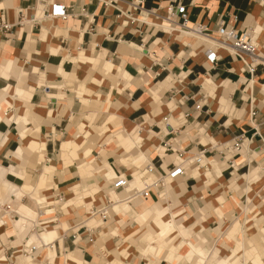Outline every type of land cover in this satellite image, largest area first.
<instances>
[{"label": "crops", "instance_id": "crops-1", "mask_svg": "<svg viewBox=\"0 0 264 264\" xmlns=\"http://www.w3.org/2000/svg\"><path fill=\"white\" fill-rule=\"evenodd\" d=\"M127 1L0 0V17L12 24L9 32L0 33V204L17 200L19 215L4 226L0 223V236L13 234V243L17 244L54 242V250L49 253L53 264H264V222L260 248L238 246L229 252L230 259L226 254L219 257L218 239L211 249L204 245L207 251L202 247L206 238L194 233L208 210L220 219L219 224L231 205L241 210L232 212L234 217L245 216L247 210L256 213L255 208L264 216V183L259 187L255 184L264 178L262 71L249 81L248 74L242 72V62L224 47L213 48L219 59L210 63L203 51L211 48V42L179 32L157 18L126 22L123 13L128 9ZM43 2L64 5L65 17L42 15ZM180 2L191 23L205 24L214 35L218 17L225 16L239 31H251L264 50V0ZM174 4V0H143L141 8L163 15L166 7ZM17 11L22 12L21 25L16 24ZM233 16L237 18L234 22ZM157 75L162 79L157 81ZM112 79L114 86L110 84ZM88 90L96 93V101L102 99L95 106L106 113L98 127L96 145L88 144L94 134L87 118L78 121L77 130L76 124H71V118L78 117L89 101ZM200 101L199 124L190 120L183 124L180 116ZM254 107L258 109L251 116ZM165 116L174 126L171 133L164 128ZM88 118L92 120V113ZM192 125L197 133L193 139L188 138V143L177 144V149L195 153L204 146L210 166L195 170L188 167L186 175L166 176L164 196L159 199L153 191L145 200L123 201L131 188L139 189L144 182L152 181L153 172L163 175L176 165L172 162H181L176 154L165 153L171 149L162 145L166 141L178 143L176 137ZM151 135L155 139L149 141ZM240 136L246 138L242 150L229 156L231 149L223 150L222 144ZM94 148L99 154L103 150L105 153L99 155ZM229 157L234 168L226 162ZM27 164L35 166L29 168ZM148 164L153 165V172L146 171ZM119 166L126 168L121 176H131L128 191L108 186L118 175ZM27 168L31 173L42 168L39 177L30 174L36 182L30 180ZM242 170L246 171L240 173ZM52 173L55 188L46 184ZM212 183L215 186H210ZM81 184L90 185V189H80ZM221 185H232L233 191L236 187L240 191L234 197L229 195L230 190H224L230 196L225 205L222 201L226 198L219 190L209 193ZM43 189L52 190L45 193ZM55 191L64 194L63 201L54 200ZM24 196L42 211L23 203ZM173 196L174 203L168 204ZM91 200L112 201L110 214L116 225L103 224L91 212L82 217ZM198 201L205 207H198ZM210 201L217 205L211 206ZM55 204L63 214L55 219L57 225L50 226L54 219H47L55 213L51 207ZM76 217L78 223H72ZM222 219L225 223V216ZM128 220L136 225L123 229L120 222L128 226ZM250 220L245 217L243 223ZM32 222L41 230H35ZM99 223L104 230H98ZM238 225L234 221L228 228V240H234ZM163 229L167 232L162 233ZM204 230L208 226L200 232ZM98 239L99 245L95 241ZM5 245L0 264H35L25 255L7 262L10 241ZM239 251L242 253L237 256ZM39 257L41 264L47 263L43 252ZM136 257L145 261L141 263Z\"/></svg>", "mask_w": 264, "mask_h": 264}, {"label": "built area", "instance_id": "built-area-1", "mask_svg": "<svg viewBox=\"0 0 264 264\" xmlns=\"http://www.w3.org/2000/svg\"><path fill=\"white\" fill-rule=\"evenodd\" d=\"M143 0H128L127 5L128 9L123 13L124 17L126 18V22L133 23L136 22L137 17H143L144 16H154L157 18V11L155 10H147L143 11L141 8V3ZM174 6H168L165 9V13L163 15L159 14V19L163 24H166L168 26H171L172 28H175L183 33L187 34H195L197 36L202 37L203 39H214L216 40V44L209 45L211 48H205L203 51L204 56L206 57L207 61L210 63H214L219 59V56L216 55V51H214L213 48L218 49L220 46L227 47L230 51L228 52L229 55L234 56L238 60L242 62V72L247 73V77L249 78V81H253L256 73L258 70L262 71L264 75V50H259L258 46H256L252 42V38L250 36V32L248 30H242L239 31L237 28H235L231 23H228L225 19V16H219L216 22V30L215 34L213 35L212 32L208 29V27L205 24H202L200 22H193L191 23L187 16V11L185 8V5H183L180 0H174ZM49 7V8H48ZM42 15L47 14L51 17H65L66 9L64 8V5L57 4V3H51L46 4V2H43L42 4ZM229 16V15H228ZM22 12L17 11V20L16 24L21 25L22 24ZM178 18V19H177ZM236 16L232 17V21H236ZM143 21V20H142ZM12 28V24L7 22L3 17H0V33L2 32H9V30ZM264 84V79H263ZM182 103V101H180ZM202 101L197 102L193 105L192 110L185 112L180 116L181 119H183L182 123L185 124L190 120L193 124H199L196 120L199 116L201 110H202ZM255 115V111L251 110V116ZM162 122L164 123V128L166 129V132H172L174 130V126H172L169 123V117L165 116L163 117ZM246 140V138H243L240 136L239 139L233 140L230 143H223L222 147L223 150L228 151V149H231L232 152L239 153L242 150L243 143ZM165 147L167 149H171L172 152L179 153L178 155L182 157V162H179L176 164L172 169H170L167 172H164V175H160L158 177H155L150 182H144L142 187L137 188H131L129 191V180L131 179V176H121V174H118L115 176L111 181V187L114 188L117 191H128L127 195L124 197L123 201H126L127 203H132L135 199H147L148 196L154 191L156 192V198L159 199L164 196L163 189H164V178L166 176H170L171 178H174L178 175H186V171L188 167H197V168H205L207 167V150L204 146H202L201 149L196 151L195 153H192L188 156L182 154L180 150L177 148H172L171 143L166 141L164 142ZM226 154H224L225 157ZM226 162L228 163V166L231 168H234V163L231 161L230 157L227 158ZM146 171L153 172L154 168L153 165L148 164ZM25 197V196H24ZM23 197V198H24ZM56 199L55 201H63L64 196L59 194V192L56 193ZM111 204L112 201L107 200L106 203L100 204L99 206H95L91 209V215L97 216L98 219L101 222H109L110 221V212H111ZM59 205V204H55ZM60 207V205H59ZM36 210L42 211V209ZM61 209V207H60ZM62 210V209H61ZM54 215L53 219L54 221L50 223H54L55 219H57ZM15 219H18V212L16 209L11 207V203H1L0 204V223L1 225H6L7 222H11ZM48 223V224H50ZM33 228L38 229V226H33ZM79 229V228H78ZM77 229V231H78ZM84 229L90 231L91 229H88V227H84ZM68 230L62 231L60 239L62 240ZM72 241L75 243L77 241V237L75 234ZM91 240V238H90ZM44 247L53 248V243L43 244ZM9 249L13 248L12 246L8 247ZM19 252L22 255H25L27 258H29L30 261L35 262V264H41L39 261V246L35 243L27 244L22 243L21 247L19 248ZM5 255V254H4ZM6 257V256H5ZM9 258H11V255H9ZM8 257H6V261L9 262ZM46 264H53V261H50L47 258ZM1 262V261H0Z\"/></svg>", "mask_w": 264, "mask_h": 264}, {"label": "rangeland", "instance_id": "rangeland-1", "mask_svg": "<svg viewBox=\"0 0 264 264\" xmlns=\"http://www.w3.org/2000/svg\"><path fill=\"white\" fill-rule=\"evenodd\" d=\"M179 31V30H178ZM179 32H181V31H179ZM183 33V32H182ZM194 38V37H193ZM199 38V36H197V39ZM188 42H190V41H193V40H187ZM181 42H183V41H181ZM162 77L163 76H159V75H157V81H159V80H161L162 79ZM176 78H175V82H174V84H171L172 86L173 85H175V83H176ZM111 86H114V84H115V79H112L111 80ZM170 85V86H171ZM169 86V87H170ZM169 87H167V88H165L163 91H162V93L166 90V89H168ZM88 91H90V92H88L87 94H86V96H88V99H89V101L88 102H86V103H84V105H83V112L78 116V117H76V118H74V117H72L71 118V124H72V126H73V124H74V126H75V124H76V130H77V125H78V121H81V120H85L86 118H87V122L89 123V130L94 134V136H93V142H89L88 144H97V140H95L96 138V134H97V132H98V127L102 124V122L104 121V119H105V117H106V113H104V112H101V110H99V108L98 107H96L95 105H96V103H101V101H102V99H99V101H96V99H95V97H96V93L95 92H92L91 90H88ZM161 93V94H162ZM161 97V96H160ZM91 98V99H90ZM166 101V99H163L162 98V102H165ZM236 107L238 108L239 106H237L236 105ZM257 109L258 108H256V107H254L253 108V110L254 111H257ZM92 113V120H90L89 118H88V116L90 115ZM258 116V115H257ZM85 118V119H84ZM74 120H76V122L74 121ZM181 120H183V119H181ZM179 123V122H178ZM197 132H196V128H194V125H192V126H189V127H187L186 128V131H185V133H183V134H181L180 136H178V137H176L177 138V140H179L178 141V143H173V144H171V147L172 148H177V144H179V143H181V144H186V143H188L189 141H188V138H192V135L193 134H196ZM187 134V135H186ZM154 135H151V136H148L149 138H147V139H149V141L150 140H152V139H155V137H153ZM100 138H102V137H99V141H100ZM193 139V138H192ZM176 141V139L175 140H173V142H175ZM164 148H166L165 147V145H162ZM184 148V147H183ZM94 149H96V148H94ZM185 149V148H184ZM97 150V149H96ZM97 153H98V150H97ZM105 153V151L103 150V151H101L100 152V154L99 155H103ZM165 153H171V154H176L177 156H179L178 154L179 153H177V152H172V150H170V151H166ZM191 153H193V152H187V151H184L182 154H184V155H186V156H188V155H190ZM235 152H229V153H227L229 156L230 155H232V154H234ZM263 154H264V152H263ZM95 156H96V154H95ZM96 157H98V156H96ZM181 157V156H180ZM182 158V157H181ZM109 161L110 162H113V159L112 158H110L109 159ZM42 166L44 165V163H43V161H42ZM172 164H178V163H174V162H172ZM27 166L29 167V168H33V166H35V165H32V164H27ZM119 168H120V171H117V173L118 174H120V173H124L125 171H126V168L125 167H123V166H119ZM192 169H196L197 167H191ZM170 169H167V171H169ZM29 175L30 174H37L38 175V177L42 174V168H41V170L37 173H35V172H30L29 170H28V168L25 170ZM246 170H242L240 173H244ZM154 174H155V177H158V176H160V175H157V172H153ZM53 174L54 173H52V174H50V175H48V177H47V179H48V182L46 183L47 184V186L48 187H50V188H55V185H54V183H53V181H52V176H53ZM37 175H36V177H37ZM164 175V174H163ZM152 176V175H151ZM38 177H37V179H38ZM153 177V179H155V177L154 176H152ZM202 177H204V176H202ZM207 177H210L211 178V176H207ZM206 179V178H205ZM30 180L31 181H33V182H36V180H33L32 179V177H31V175H30ZM100 181L102 182V179H100ZM214 181V180H213ZM218 180H216V182H217ZM211 182V181H210ZM219 182H221L220 180L218 181V183ZM264 183V178L262 179H260V180H258V181H256L255 182V184L257 185V187H259V186H262V184ZM74 184V183H73ZM73 184L72 185H70L69 186V188H72L73 187ZM109 187H111V183L108 185ZM210 186H215V183H212V184H210ZM232 186V185H231ZM231 186L230 187H227V186H219L218 188H216V189H212L211 191H209V193H211L212 191H218L219 190V192L222 194V195H224V197L226 198L224 201H222V205H225V204H227V203H229L228 201H229V197L230 196H234L235 197V195H237V194H239L238 192H240V191H237L238 190V188L236 187V190L235 191H233L232 189H231ZM224 187V188H223ZM256 187V188H257ZM80 189H90V185H88V184H81L80 185ZM52 190V189H51ZM50 189L49 190H42V191H44L45 193H49L50 191H51ZM224 190H230L228 193H229V195L230 196H226L227 194H226V192L224 191ZM58 191V190H57ZM57 191H55V193H53L54 194V200L56 199V193H57ZM232 191V192H231ZM59 194H61L62 196H64V194L63 193H60L59 192ZM262 195V194H261ZM183 196L185 197L186 195L185 194H183ZM109 198V197H108ZM189 198V197H188ZM188 198L186 197V199L185 200H188ZM174 199H175V197L173 196L172 198H168V204H173L174 203ZM238 201H240V200H238ZM22 202L23 203H25V204H27L28 206H30V207H32L33 209H35V205L33 204V202H32V200H30L29 198H28V196H25L24 197V201H23V199H22ZM107 202V200H105V201H101V202H98V203H95L93 200H91V201H89L88 203H87V205H86V209H85V212L83 213V215H81L82 217H86L88 214V212H90L91 211V209L92 208H94L95 206H99L100 204H103V203H106ZM199 202V201H198ZM7 203V202H6ZM9 203H11V207L12 208H14V209H17V207H18V202H17V200H12L11 202H9ZM187 203V205H188V202H186ZM240 203V202H239ZM210 204H211V206H212V204L213 205H217V204H215V203H213L212 201H210ZM243 204H244V202H241V204L240 205H242L243 206ZM52 208H54L55 209V217L56 218H59L62 214H63V210H61L60 209V207H59V205H52L51 206ZM198 207H205V203H201V202H199V206ZM79 210L81 209V208H78ZM255 209H257V215L258 216H256V213L254 212L253 213V211H249V210H247L246 211V213H245V216H243V214H240V215H238V217H234L233 216V214H232V212H241V210H238V209H236V208H234L232 205L231 206H228L227 207V212H225L224 213V216H225V218H226V221H225V223H223V217L224 216H222L221 217V220H222V223L221 224H219V221H220V219L216 216V214H214V212L213 213H210V210H208L207 211V213H206V215H207V217L205 216V218L202 220V222H201V224H196V226L194 227V233H199L200 235H203L205 238H206V240H207V243H205V244H203L202 245V247L204 246V245H207L208 247H209V249H211V247H212V244H213V242H215V240H217V241H220V246H221V248H220V250H219V257L220 258H223V255H225L226 254V259H230L231 257H232V255H230V251L233 249H235L236 247H238V246H245V247H247L246 249H250L251 248V246H254L255 248H260V246H259V238H260V227H261V224L264 222V216H263V213L258 209V208H255ZM36 210V209H35ZM36 211H38V210H36ZM87 212V213H86ZM192 212L193 213H195L196 211H195V209H192ZM248 212H249V214H248ZM54 215H52L51 217H49L47 220H49V219H53L54 217H53ZM111 218H110V223L111 224H114V225H116L115 223H114V221H115V219H114V217H112V216H110ZM245 217H249V218H251V220L249 221V222H244L243 223V220L245 219ZM75 222H74V220L72 219L71 220V222L72 223H75V224H77L78 223V217H76L75 218ZM81 220V219H80ZM215 221H217V222H215ZM234 221H238V223H239V225H238V231H237V233L235 234V238H234V240H228V237H227V235H226V233H227V230H228V228L234 223ZM59 223V221L57 220V221H55L54 223H50L49 225L50 226H55V225H57ZM101 223H99L98 225H99V227H98V230H104L105 228L103 227V226H101L100 225ZM127 224H128V226L126 225L125 226V223L123 222V221H121L120 222V226H122V227H124L123 229H127L128 230V228L129 227H132V226H135L136 224L132 221V220H128L127 221ZM97 225V226H98ZM79 226V225H78ZM78 226H76L75 228H77ZM205 226H208V230H204V232H200V230L201 229H203ZM226 226H227V228H226ZM74 228V229H75ZM95 228V227H94ZM201 228V229H200ZM212 228H213V230H212ZM122 229V230H123ZM225 229V230H224ZM35 230H37V231H40L41 229H40V227H38V229H36L35 228ZM93 230H95V229H92V231ZM94 232V231H93ZM193 233V237H192V239H194V234ZM93 236H94V233H93ZM8 237V238H7ZM26 237H28L27 235H26ZM264 237V236H263ZM93 239H94V237H92ZM14 240H15V236L13 235V234H11V235H9V236H7V235H3V236H0V252L2 253V252H4L5 253V249H7V245H5L6 243H7V241H10V244L12 245V247L13 248H11L10 249V251H8L7 250V252L11 255V258L8 260L9 262H11V263H13V262H15V257L16 256H20V255H22V254H20V252H19V248L21 247V244L19 243V244H17V243H13L14 242ZM96 241V244H98L99 245V239L98 240H95ZM10 245V246H11ZM205 250H207V251H209V249H207V247H203ZM132 249L133 250H136L137 249V246H133L132 247ZM241 253H242V251H239L238 252V255L237 256H240L241 255ZM231 256V257H230ZM136 259H139L140 260V262L141 263H143L145 260L144 259H141V258H138V257H136L135 258V260ZM103 260V259H102ZM101 260V261H102ZM111 260V262L113 261V259L111 258L110 259ZM179 262H181V261H179ZM146 263V262H145ZM149 264H157V263H153V261H151V263H149Z\"/></svg>", "mask_w": 264, "mask_h": 264}, {"label": "bare ground", "instance_id": "bare-ground-1", "mask_svg": "<svg viewBox=\"0 0 264 264\" xmlns=\"http://www.w3.org/2000/svg\"><path fill=\"white\" fill-rule=\"evenodd\" d=\"M148 18H156V17H154V16H149V15H147V16H144V18L143 17H137V22L138 21H142V20H145V21H147V19ZM157 19L158 20H160L159 19V13L157 12ZM250 32V36H251V38H252V42L256 45V46H258V48H259V50H261L260 49V47H259V45L254 41V37H253V33L251 32V31H249ZM195 35V34H194ZM197 36V35H196ZM200 37V36H199ZM200 38H202V37H200ZM203 39V38H202ZM203 40H205V39H203ZM207 41H209V42H211L210 44L211 45H213V44H216V40H214V39H208ZM220 47H224V48H227V47H225V46H222V45H219ZM263 89V88H262ZM264 90H262L261 92H263ZM250 115H251V110H250ZM178 158H181L180 156H178ZM181 162H182V158H181ZM207 166H210V162H207ZM170 185V184H169ZM65 198V197H64ZM67 199V198H66ZM10 204V203H9ZM168 205V204H167ZM153 213V212H152ZM18 217H19V215H18ZM170 219V218H169ZM105 222H103V224H104ZM32 224H33V226H34V222H32ZM174 225V224H173ZM175 227V226H174ZM168 229V228H167ZM167 229H163V231H162V233L163 232H167ZM166 230V231H165ZM169 230V229H168ZM159 232V231H158ZM181 235V234H180ZM157 237H161V235L159 236L158 234H157ZM160 240V239H159ZM185 241V240H184ZM200 241V240H199ZM203 241V240H202ZM201 241V242H202ZM201 242H199V243H201ZM44 244V243H43ZM43 244L42 245H40L39 246V252H43L44 254H45V257H47L49 260H50V257H49V253L52 251V250H54L53 248H49V247H44L43 246ZM45 244H48V243H45ZM191 244V243H190ZM159 249V248H158ZM158 249H155V250H158ZM154 250V251H155ZM178 250V249H177ZM252 250H254V249H252ZM250 251V250H249ZM252 252V251H251ZM255 252V251H254ZM156 253H158L159 254V252H156ZM175 253V252H174ZM200 253V252H199ZM199 253H198V255H199ZM202 253V252H201ZM253 253V252H252ZM204 254L202 253V256H203ZM200 256V255H199ZM39 259H40V257H39ZM202 259V258H201ZM201 259H199V261L201 260ZM33 262V261H32ZM35 263V262H34ZM204 264V263H203Z\"/></svg>", "mask_w": 264, "mask_h": 264}]
</instances>
